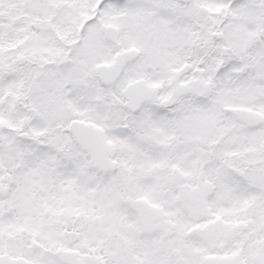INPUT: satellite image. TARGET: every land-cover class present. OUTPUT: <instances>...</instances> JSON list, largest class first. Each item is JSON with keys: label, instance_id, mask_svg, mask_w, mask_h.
Returning a JSON list of instances; mask_svg holds the SVG:
<instances>
[{"label": "snow or ice", "instance_id": "6c2138e0", "mask_svg": "<svg viewBox=\"0 0 264 264\" xmlns=\"http://www.w3.org/2000/svg\"><path fill=\"white\" fill-rule=\"evenodd\" d=\"M0 264H264V0H0Z\"/></svg>", "mask_w": 264, "mask_h": 264}]
</instances>
